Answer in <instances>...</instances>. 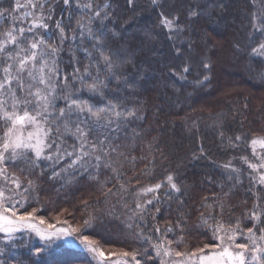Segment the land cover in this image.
Segmentation results:
<instances>
[{
  "label": "trees",
  "instance_id": "trees-1",
  "mask_svg": "<svg viewBox=\"0 0 264 264\" xmlns=\"http://www.w3.org/2000/svg\"><path fill=\"white\" fill-rule=\"evenodd\" d=\"M198 2L204 10L198 17H189V10ZM13 3V0H0V7L10 8ZM54 3L55 18L67 24L69 15L62 0ZM95 3H110L112 7L111 20L103 28L97 21L94 27L112 45L121 61L127 58L133 62L125 65L124 72L134 89L124 87V82L119 85L112 82L111 87H119L120 91L109 95L139 107L143 119L134 120L126 136L121 133V151L128 158L119 157V162L114 164L118 173L101 168L97 174L90 167L83 174L75 170L61 173L68 177L67 181L49 179L53 171L67 167L69 160L65 158L64 166L55 168L41 161L40 169L31 178L47 208L44 217L50 220L53 216H49V209L57 213L64 211L60 217L74 229L77 226L88 229L84 236L125 250H137L132 248L135 244H141L143 249L142 241L136 237L139 218L133 222L129 217L135 209L137 191L162 183L165 187L160 189V212L152 213L156 221L149 215L145 217L148 226L141 224L146 235L152 234L153 223H159L163 229L168 226L166 221H170L175 228L176 221L182 220L181 247L186 248V239H191L190 245L196 248L212 243L200 216L201 211L208 215L212 209L219 215L217 202L224 205L225 222L239 219L242 228L250 226L245 214L253 207L256 195L264 199V191L258 186L249 191L251 169L240 157L257 162L250 142L264 138V59L250 54L253 47L264 41V34L253 32L251 27L253 13L264 12V0H160L158 6L152 5L151 0H135L133 6L126 0H95ZM71 11L74 14L71 23L75 27L79 10L74 3ZM161 12L169 18L179 17L176 20L182 29L179 35L170 33L161 24ZM3 23L7 27L9 22L5 19ZM85 43L91 46V41ZM69 59L64 53L65 71H71ZM185 61H190L188 73H182ZM205 61H210V69L203 67ZM181 74L186 79H181ZM205 75L210 78L204 80ZM83 95L98 107L103 106L97 98ZM236 135L242 137L236 141L237 146H226L228 138L235 141ZM262 153L264 157V149ZM229 160L241 169L242 183L227 180L226 170L219 167ZM40 171L43 175H39ZM169 174L181 184L182 204L175 193L171 199L164 196ZM94 175L98 178L93 179ZM121 184L126 190L121 189ZM151 195L141 197V201ZM205 203L212 205V209L204 210ZM89 217L91 223L85 226L84 220ZM129 223L133 224L132 228L128 227ZM121 229H132L130 241L126 240L127 232ZM176 232L179 234V228ZM76 233L81 234L82 230ZM0 249L4 250L0 264H96L73 242L72 245L45 243L36 239L34 233L18 234L13 244H6L0 234ZM40 249L43 251L37 255Z\"/></svg>",
  "mask_w": 264,
  "mask_h": 264
},
{
  "label": "snow or ice",
  "instance_id": "snow-or-ice-1",
  "mask_svg": "<svg viewBox=\"0 0 264 264\" xmlns=\"http://www.w3.org/2000/svg\"><path fill=\"white\" fill-rule=\"evenodd\" d=\"M62 3L69 15L67 24L55 18L54 0H14L10 8L0 7V234H3L6 244H13L18 234L34 233L41 240L50 242L54 237L59 238L65 233L71 235L76 231H50L54 226L42 227L46 221L36 215V208L21 211L37 187L31 177L40 169L41 161L50 162V166L55 168L57 163L71 157L67 167L53 171L49 179L67 181L68 177L61 173L75 170L83 174L90 167L97 174L101 168L118 173L119 169L114 164L119 162V157L128 158L121 151V133L126 136L129 125L134 120L143 119L139 107L129 106L126 100L109 95L120 91L119 87H111L112 82L117 85L124 82V87L134 89L124 72L125 65L132 64V60L126 58L121 61L112 45L94 27L97 21L103 28L105 22L111 20L112 5L96 4L95 0H62ZM73 3L79 10L75 27L71 23ZM126 3L133 6L135 0H126ZM151 3L158 6L160 0H151ZM203 10L198 2L188 15L195 18ZM160 17L161 24L170 33L179 35L182 29L176 24L178 16L169 18L161 12ZM5 19L9 22L7 27L3 23ZM251 27L253 32L264 34V12L253 13ZM86 40L91 41L90 47ZM64 53L70 58L71 71L62 68ZM250 54L264 59V41L253 47ZM203 67L210 69V61L203 62ZM189 71L190 61H185L182 73ZM180 78L186 79V76L181 74ZM209 78L204 76V80ZM84 93L102 101L103 106L98 107L91 99H86ZM220 136L224 137L223 131ZM67 137L75 141L70 145L71 150L64 147ZM241 139L240 135H236L235 141L229 137L226 146L235 148L236 141ZM250 143L253 155L256 145L264 148V138L252 139ZM240 159L251 169L248 173L249 191H254L257 186L264 191V157L258 156L257 162L246 156ZM219 167L226 170L227 180L243 182L241 169L232 160ZM10 168L16 170L10 171ZM39 175H43V171ZM92 178L98 177L94 175ZM120 187L126 190L123 184ZM162 187L165 185L156 183L137 191L135 209L129 220L135 222L139 218L140 223H136V227L140 230L136 237L142 241L143 249L122 252L125 259L116 264H148L149 261H155V264H264V199L259 195L245 214L251 222L246 228L241 227L239 219L234 222L223 220L222 202H217L219 215L214 214L216 210L212 205L205 203L203 209L212 210L208 215L201 211L200 220L213 242L192 251H182V220L176 221L175 228L170 221H166L168 226L163 229L159 223H153L152 234L149 235L141 227V224L148 226L146 216L151 215V219L156 221L152 213L160 212ZM166 188V198L171 199L175 193L178 203H183L179 199L181 184L172 174L166 178ZM149 193L151 197L141 201V197ZM91 220L92 217L85 219L84 225L88 226ZM128 227L132 228L133 224L129 223ZM176 228H179V234ZM81 243L101 258V264L107 259L87 236L81 238ZM41 251L43 249L36 254ZM3 254L4 250L0 249V255ZM138 255L142 259H137ZM129 257L130 260L127 259Z\"/></svg>",
  "mask_w": 264,
  "mask_h": 264
},
{
  "label": "rangeland",
  "instance_id": "rangeland-1",
  "mask_svg": "<svg viewBox=\"0 0 264 264\" xmlns=\"http://www.w3.org/2000/svg\"><path fill=\"white\" fill-rule=\"evenodd\" d=\"M14 1V0H13ZM225 91V90H224ZM223 91V92H224ZM226 92V91H225ZM228 92H226L227 94ZM73 143H75V141L71 138V137H67L66 138V143L64 145V147L66 148H69L70 149V145H72ZM264 148H261L260 145H256L255 146V158H257L258 156L259 157H262V150ZM69 160H71V157H68L66 158ZM47 162V161H46ZM47 163H50V162H47ZM56 165H62L64 166V160L63 161H60L59 163H57ZM10 171H14L16 169L14 168H10L9 169ZM43 198L41 197V195H39L36 191H34L32 193V195L29 197V203L28 205L26 206V208L24 209H21V211H24V210H31L32 208H36L37 209V212H36V215L38 217H43L44 220L46 221V224L43 225L42 227H47L48 224H51L53 225L54 227L52 229H50V231H53L55 232L56 229H66V230H71V229H74L76 227L72 226V224L70 222H66L62 219V217H60L61 214L64 213V211H61V213H57L56 211H54L53 209H49V216L53 215L51 217L50 220H47L43 213L44 211L47 209L44 205H43ZM48 216V217H49ZM70 223V224H69ZM78 230H82V233L78 234L76 233ZM122 231H124L125 233L127 232V236L128 238L126 239L127 241H130L131 240V230L132 229H121ZM88 231V229H79V226H77V229H76V232H73L71 235H68L67 233L63 234V235H60L59 238H53L50 242H45V243H60V242H65L69 245H72V242L74 244L77 245V247L80 249V250H83L85 252H87L94 260H95V263L96 264H101V258L96 256L94 253L90 252L88 247L85 246L84 243H81V238L84 236V234H86V232ZM36 236V235H35ZM87 236V235H85ZM88 239L90 241H93L94 242V246L97 247L98 249L102 250L104 253H105V257H107V259H104L103 260V264H116L117 261L119 260H122V259H125L121 253L124 252V251H128V252H131L133 251L132 249H121V248H116V247H112V246H107L105 245L103 242L99 241L98 239L94 238V237H89L87 236ZM36 239H40L38 236H36ZM41 240V239H40ZM188 241H185V247H181L180 250L182 251H192L194 250L196 247H192L190 244L191 242V239H186ZM140 249V251L142 250L141 249V244L139 246H137L136 244L134 246H132L133 249H137L139 250L138 248ZM173 247H176V245H173ZM130 260V257L127 258ZM137 259H142L141 256H137ZM154 262V261H151V263ZM148 264H150V261L148 262Z\"/></svg>",
  "mask_w": 264,
  "mask_h": 264
}]
</instances>
